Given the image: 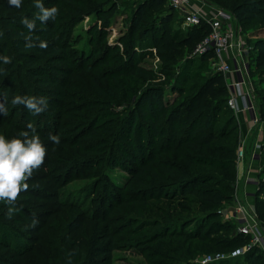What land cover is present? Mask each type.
<instances>
[{"label": "trees", "instance_id": "1", "mask_svg": "<svg viewBox=\"0 0 264 264\" xmlns=\"http://www.w3.org/2000/svg\"><path fill=\"white\" fill-rule=\"evenodd\" d=\"M217 1L221 2L233 18L243 24H251L248 32L254 39L247 42L246 57L258 123L264 128V0ZM143 2V15L140 16V12L134 13L128 30L131 46L119 50L122 41L119 44H105V51L99 55V47H92V44L100 43L104 39L105 29L117 8L116 0H43L45 7L56 5L58 13L54 19L47 21L36 19V27L31 30V35L22 23V18L36 17L39 9L35 2L22 0L21 7L16 8L7 0H0V55L11 58L6 64L0 61V67L4 69L0 72V101L15 95L44 96L48 100V107L39 115H33L28 110V114L33 116L31 119L25 118L23 114L17 121L9 122V119L0 114V126L7 124L21 129H34L39 136L47 138L45 147L48 149L44 160L49 163L52 143L48 135L58 128V125L64 129L63 125L61 126L64 121L58 117L73 110L71 97L75 94L72 95L70 89L75 86L72 83L74 78H79L87 84L81 87L91 96L104 94L107 86L112 83L123 87L121 81L124 78L119 77L133 76L139 82L158 77L152 70L139 63L145 55L143 49H135L141 46L140 40L137 41L140 33L148 32L151 37L148 48L155 50L161 63V73L166 79L174 76L172 90H177V95L167 101L165 89L160 85L136 89L132 98H129L125 91L124 104L130 106L126 114L114 120L110 117L100 125H96L91 119L87 130L73 135L71 141L88 146L84 148L86 154L100 151L104 148L101 146H106L110 141L111 163L121 158L127 160L128 166L125 168L129 171V176L124 184L113 182L114 187L102 177V181H94L93 188L99 192L98 197L102 193L105 194L102 203L110 196L113 200H108V204L110 207L111 203L112 208L117 204L129 202L142 203L146 207L163 201L162 207L155 205L162 213L163 220L151 221L154 230L151 233L146 232L147 235L140 241V247L153 243L156 245V251L168 255L166 240L169 243L175 242L174 237L179 235L184 237L183 240L196 238L202 242L207 241L208 250L209 247H219L221 250L232 251L245 245L248 237L236 231L237 222L227 219L223 222L219 219L233 199L236 147L242 139L233 111L227 104L229 89L225 77L220 71L202 78L195 74L191 79L180 71L172 72L173 64L184 46L197 44L208 33L209 26L205 22L188 26L189 31L178 39L177 34H171L170 29L172 14L175 11L167 5L166 0ZM148 10L156 11L158 23H141L148 17ZM86 16H89L90 24L84 34L90 46L86 51H75L84 63L72 64L71 56L75 52L68 47L71 31L75 24ZM41 41H45L47 46L40 47ZM123 52H129V55L121 61ZM211 56L212 52H207L198 57L204 60ZM115 59H119V63L111 62ZM101 66H105L102 71L99 69ZM103 100H93L91 108L106 107L109 101ZM53 112L55 113L52 114ZM85 117L91 116L85 114ZM28 121H32L31 128L25 124ZM21 125L23 126L20 127ZM144 128L147 130L148 145L143 142ZM132 131L135 132L134 135ZM72 132H78L77 126ZM80 136L84 139H80ZM112 146L114 147L111 148ZM88 163L85 158L83 163L76 162L69 166L67 161L61 159L54 168L56 174L60 172L68 178L72 173L80 175ZM42 172L40 171L41 174ZM50 180V184L55 188L54 179ZM131 189L135 192L133 195H129L128 190ZM263 189L264 181L261 182L259 192L263 193ZM98 197L92 201L100 200ZM254 206L258 221L264 223L260 215L261 208H264V198H257ZM98 212L95 214H99ZM184 212L186 215H181ZM76 226L78 231L81 227ZM112 230L110 223L105 221L101 227L103 243L97 246L99 257H90L79 264H108L115 246ZM220 230L225 233L208 238V234ZM10 239V233L0 221V263L32 264L31 259L17 261L22 252ZM174 245L178 252L184 250L186 254L179 253V256L171 252V256L183 258L185 262L181 264H189L185 258L190 256V245H187L186 250L182 244L175 242ZM160 249L163 251H159ZM28 250L30 247L26 249ZM35 260V264H52L49 259L45 261L43 257H37ZM216 263L264 264V252L253 246L243 253L207 264Z\"/></svg>", "mask_w": 264, "mask_h": 264}, {"label": "rangeland", "instance_id": "2", "mask_svg": "<svg viewBox=\"0 0 264 264\" xmlns=\"http://www.w3.org/2000/svg\"><path fill=\"white\" fill-rule=\"evenodd\" d=\"M29 1L34 2V0ZM116 1L117 8L111 18V22L105 29L104 39L100 43L92 44V47H99V55L103 54L105 51V44H119L120 41H122L119 50H124L125 46L129 48L131 43L128 38V30L131 26L132 16L134 13L139 12L142 13L139 14L142 16L145 11L143 7L144 0ZM197 2H199L203 8H206L205 11L209 13L214 12V9L223 8L221 2L217 0H197ZM81 6L84 7L82 4ZM146 15H148V17L141 23H158L159 20L156 18V11L148 10ZM172 15L170 25L171 34H177V38L180 39L182 35L189 31L188 26L184 24L181 16L178 15L177 12ZM89 24V16H86L83 20L75 24L69 38L70 44L68 47L71 51L78 52L80 49L85 51L88 50L90 42L86 39L87 37L84 34V30ZM231 26L235 30L237 29L238 37L242 40L244 45L247 46V42L249 43V40L254 39V37L249 35L250 32H248L251 26L250 23L243 24L233 18ZM150 38L148 32L143 31L140 33L137 41L140 40L141 46L135 47V49H143L145 55L141 57L139 63L143 65V67L152 70L158 77L150 78L144 82H139L133 76L119 77V79L124 78L121 81L123 87L116 86L112 83L107 86L104 94H92L91 96H88V91L81 87L87 84L79 78H74L72 83H74L75 86H72L70 89V93L72 95L75 94L74 97H71V99H73L71 103L74 104L72 107L73 110L68 114H61L62 116L60 115L58 117L60 120L64 121L61 126L63 125L65 130L61 129L58 125V128L52 132L54 134H59L61 142L59 144H54L51 141L49 163L45 159L39 168L33 169V173L27 181L29 188L26 191H21L16 198V211L10 215L7 214V209L10 205L0 201V221L3 222L6 226V230L10 233L11 242L22 252V255L18 256L17 261H21L22 259L23 262L24 260L31 259L32 262L30 261V263L35 264V259L37 257H43L45 261L49 259L48 261L52 262V264H79L83 260H89L90 257L98 258L100 253L97 252V246L103 243V232H101V227L105 221L110 223L115 238V246L111 252L108 264H181V262H185L183 258H178V256L173 258L171 252H175L174 255L186 253L184 250L178 252L175 249V242L179 245L182 244L185 250L187 245H190L188 249V251H190V256L185 258L189 264L217 262L220 260L217 258L231 252L221 250L219 247H209L210 250H208L206 249L209 246L207 241L202 242L196 238H186V240H183L184 237L179 235L174 237L175 242L169 243L166 240L165 246L167 247L166 252L169 253L168 255L156 251V245L153 243H148V246L140 247V241H143L142 239L147 235L146 232L148 231L151 233L154 230L151 221L157 220L160 222L159 220H163L161 218L162 213L159 212L158 208L155 206L159 205L162 207L163 201L152 203L146 207L143 206L142 203L129 202L128 204H117L115 208H112V204L110 203V207L108 204V200H113V197L110 196L102 203L103 199H105V194L102 193L98 197L99 192L97 190L94 191L93 188L94 181H102L101 179L104 178L108 180L107 182L111 186H114L113 182L121 185L122 183L124 184L126 178L129 176V171L125 168L128 166V162L126 159L121 158L111 163V152L109 149L110 141L106 146H101L104 148L100 151H91L87 154L84 148H88V146H83L84 144H77L71 141L73 135H78L82 133L81 131L87 130V125L90 123L91 119L97 123L96 125H100L110 117L114 120L126 114L130 106L124 104L126 102L123 97L125 91L129 98H132L134 97L133 94L137 91L136 89L142 90L147 86L155 87L160 85L165 89V99L167 101H171V99L177 95V90H172L173 81H175L174 76L171 75L166 79L163 73H161V63L156 56L155 50L152 48L151 51L148 48V41ZM195 45L196 44L191 43L184 46L182 53L178 55L177 61L173 64L172 72L175 71L176 73L180 71L191 79L195 74L198 75L197 77L202 78L205 75L217 71L216 67L211 63L212 59H199L198 55L194 54ZM76 52L71 56V63H84L80 61V57ZM149 52H151V54H149ZM128 55L129 52H123L121 61L124 58L126 59ZM244 59L246 60V56H244ZM118 61L120 60L115 59L111 62L119 63ZM104 67L105 66H101L99 69L102 71L105 69ZM255 79L257 80V77ZM12 97L13 96H9L1 100L4 102L6 109V112L2 115H4L6 119H9V122L13 120L17 121L23 114H25V118L31 119L33 116L28 114L29 109L23 104L13 105L11 103ZM97 99L109 101V104L106 107L100 106L95 109L91 108V102ZM91 111H93V113ZM255 111L257 112L256 107ZM54 113L55 112L52 114ZM85 114L91 117H85ZM232 114L236 118L238 131L239 129L243 130L239 125L240 121L245 122L246 125L250 123L247 120H250L252 115L248 111L240 113L232 112ZM256 114L258 116V113ZM19 124L24 123L19 122ZM25 124L32 125V121H28ZM22 126L23 125L20 127ZM76 126L78 132L74 133L72 130ZM22 131H28L29 135L37 134L35 130L21 129L13 125L2 124V126H0V134H4L8 138L18 136ZM239 133L241 136V130ZM248 133L246 137L243 135L241 136L245 139H241L236 147V175L233 199L232 202L227 205L228 207H226L224 213L219 217L223 222L226 219L236 222L235 218L229 217L234 211V203L236 202L243 203L245 207L251 210L253 209L252 211L257 215L254 206L255 200H257V198H264V189L262 191L263 193L259 192L261 182L264 181V128L262 124L255 123V125L249 129ZM134 134L135 132L132 131V135ZM126 135L127 134H125V137H127ZM140 135L138 128V137H140ZM146 137L147 130L144 128V143L147 141ZM40 139L44 145H46L45 143L48 141L46 140L47 138L40 136ZM80 139H84L83 136H80ZM145 145L148 144L146 143ZM240 147L244 149L241 159L237 157V150ZM85 158L88 159L89 163L82 169L80 175L76 176L74 175L75 173H72L73 175L71 177L65 178L66 175H62L60 172L56 174L54 167L61 159L67 161L70 166L72 163L76 162L83 163ZM40 171H43V174H41ZM78 171L76 172L78 173ZM54 173L56 174L55 177L53 176ZM52 178L54 179L53 183L56 185L55 188L50 184L52 182L50 179ZM128 192L129 195L135 193L132 189L128 190ZM97 197L100 200L95 202L92 201ZM108 207L110 211H108ZM4 210H6V212H4ZM95 212L99 214H95ZM181 215L186 214L184 212L181 213ZM260 215L261 219L264 221V208H261ZM172 218L175 219V217ZM33 219L36 220V223H33ZM146 224L147 226H145ZM76 225L81 227L78 231H76ZM235 228L237 231L236 223ZM224 233L225 232L221 230L212 232L208 234V238L213 236L218 237ZM244 243H246V241ZM28 247H30V250L26 251ZM172 248H174V250H171ZM159 251L163 250L160 249ZM154 253H157V255ZM205 259H207V261H205ZM11 261H13V258H11Z\"/></svg>", "mask_w": 264, "mask_h": 264}, {"label": "built area", "instance_id": "3", "mask_svg": "<svg viewBox=\"0 0 264 264\" xmlns=\"http://www.w3.org/2000/svg\"><path fill=\"white\" fill-rule=\"evenodd\" d=\"M187 26L205 22L209 26L208 33L195 45L194 54L203 55L212 52V64L220 71L226 80L229 96L227 104L234 113L248 111L252 123H258L249 79L247 57L248 45H244L238 37L237 29L232 25L233 15L224 8L205 11L197 0H166ZM261 125V124H260ZM244 149L237 150L241 159ZM253 210V209H252ZM243 203H234V211L229 217L235 218L237 232L248 237V242L232 250L229 254L217 259L234 256L256 246L264 252V223L258 221L257 215ZM219 256V255H218ZM210 258V257H208ZM207 261V259H205Z\"/></svg>", "mask_w": 264, "mask_h": 264}, {"label": "clouds", "instance_id": "4", "mask_svg": "<svg viewBox=\"0 0 264 264\" xmlns=\"http://www.w3.org/2000/svg\"><path fill=\"white\" fill-rule=\"evenodd\" d=\"M10 5L20 8L22 0H7ZM39 9L36 17L29 19L27 16L22 18V23L29 30L36 27V19L47 21L55 18L58 7L52 5L45 7L43 0H34ZM30 46V45H29ZM40 47H46V42L41 41ZM11 58L7 55H0V61L9 63ZM4 69L0 67V72ZM13 105L23 104L33 114H39L48 107V100L44 96L35 95H15L11 99ZM6 112L4 102L0 101V114ZM32 127L31 124L28 125ZM34 131V129H33ZM48 139L54 144L61 142L59 134L49 133ZM46 155V147L38 134L29 135L28 131H22L18 136L11 138L0 134V201L10 205L7 214L16 211L15 202L21 191L29 188L28 178L32 175L33 169L39 168ZM33 223L36 220L33 219Z\"/></svg>", "mask_w": 264, "mask_h": 264}, {"label": "crops", "instance_id": "5", "mask_svg": "<svg viewBox=\"0 0 264 264\" xmlns=\"http://www.w3.org/2000/svg\"><path fill=\"white\" fill-rule=\"evenodd\" d=\"M243 115V114H242ZM248 122H250L248 125H246L245 124V122H242V121H240V127H242L243 128V130L242 129H240L241 130V136L243 135L244 137H246L247 136V134H249L248 132H249V129L250 128H252L253 127V125H255L254 123H251L252 121H251V119L250 120H247ZM251 124V125H250ZM252 126V127H251ZM245 133V134H244ZM244 137H242V139L244 140L245 138Z\"/></svg>", "mask_w": 264, "mask_h": 264}]
</instances>
